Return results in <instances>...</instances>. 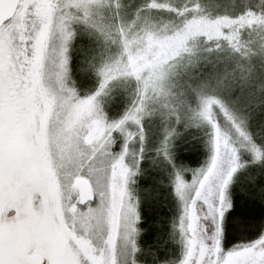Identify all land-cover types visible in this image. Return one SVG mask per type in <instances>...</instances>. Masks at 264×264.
I'll use <instances>...</instances> for the list:
<instances>
[{
	"label": "rangeland",
	"instance_id": "rangeland-1",
	"mask_svg": "<svg viewBox=\"0 0 264 264\" xmlns=\"http://www.w3.org/2000/svg\"><path fill=\"white\" fill-rule=\"evenodd\" d=\"M148 1L22 0L0 31V109L11 111L37 173L15 198L26 196L24 211L46 226L44 240L25 250L28 259L217 264L212 237L218 228L222 237L229 209L217 189L241 166L234 142L245 135H224L218 102L207 99L214 79L200 82L193 70L217 67L210 58L226 54L208 40L245 45L239 59L246 67L228 61L226 82L214 85L232 92V81L242 83L230 94L236 99L248 96L246 83L264 93L257 81L264 76L250 62L254 46H264V0H150L152 9L144 10ZM155 2L163 9H153ZM203 121L213 132L215 185L199 175L178 184V151L195 144ZM81 178L96 195L85 207L75 187ZM0 212L8 222V213L19 215L3 200ZM253 255L261 258L248 250L225 264H255Z\"/></svg>",
	"mask_w": 264,
	"mask_h": 264
},
{
	"label": "trees",
	"instance_id": "trees-1",
	"mask_svg": "<svg viewBox=\"0 0 264 264\" xmlns=\"http://www.w3.org/2000/svg\"><path fill=\"white\" fill-rule=\"evenodd\" d=\"M151 3L152 1L150 0L144 2L142 5L143 9H152L150 6ZM155 3L157 8L153 9H163L164 6L162 3ZM207 45L210 46V48H217L218 50L223 47L226 54L220 55L219 61L216 60L217 56H212L213 58H210L216 62L215 65L217 67L205 64L193 71L198 74L197 76H199L200 82L214 79L212 80L213 82L210 83L212 91L207 93L209 96L207 99H215L218 102L219 106L216 111H221L222 113L217 112L216 118L221 124L219 125L224 126L222 127L225 132L224 135L233 134L237 129L241 130L242 134L245 135V137L241 136V138H238V140L236 139V142H234V144L239 147V158L242 160V162H240L241 166L233 175L228 193L234 205V209L231 210L229 208L225 212L221 223L222 243L224 249L227 251L241 244L257 240L264 232V164L261 166L260 163H264V125L260 127L259 124H264V93H261V89H259L260 85L257 82L251 84L246 83L244 86L246 87L248 96L239 99L231 97L233 95L230 96V94L237 95V93L240 92L239 85L242 83L240 84L239 82L232 81L233 84L231 83V88H234L232 92L215 86L214 84L217 80L226 82L225 78L228 76L230 69L227 65L228 61H231L234 65L239 64L242 68L246 67L247 62H240L239 59V54H241L239 52L243 50L245 45L241 47L230 46L223 40H208ZM249 48L250 46L247 45L244 50ZM263 48V45L262 47L255 45V54L250 56V62L256 65L257 73L261 76H264V66L261 63L262 58L260 56L264 53ZM241 72L244 71L242 70ZM257 81L264 87V77L258 78ZM136 102L137 100L133 102V105H135ZM239 105L244 106L247 113H243L241 110L237 109ZM223 110L225 111L224 113ZM202 123L203 126L199 128V137L198 140L194 142L195 144L192 145L189 143V148L178 151V171L180 170L179 173L186 181H191L195 176H198L212 156V128L204 121ZM245 139L249 141V145L244 141ZM256 151L259 154L257 158ZM256 164H259V166L255 167ZM248 167L250 170L247 172V176V173L243 172ZM255 173L256 175H254ZM246 188L251 189V191H246ZM143 212L145 218V208ZM180 215L181 204L178 199V220Z\"/></svg>",
	"mask_w": 264,
	"mask_h": 264
},
{
	"label": "snow or ice",
	"instance_id": "snow-or-ice-1",
	"mask_svg": "<svg viewBox=\"0 0 264 264\" xmlns=\"http://www.w3.org/2000/svg\"><path fill=\"white\" fill-rule=\"evenodd\" d=\"M22 136L23 133L17 127L11 111L8 108L0 109V200L15 204L19 209V215L16 212L8 213V216L12 218L11 222H8L0 212V264H36L35 261L29 260L25 256V250L29 246L43 241L46 233V226L24 211L27 206L26 196L19 202L15 198L26 187L34 185L37 180L31 149L25 145ZM216 167L217 157L213 155L209 158L208 164L200 171L199 176L208 180L210 185H215L212 177ZM176 180L178 184H183L184 177L177 173ZM232 180L233 177L229 173L217 189L221 204L224 208L231 210L234 209V205L228 193ZM196 182L199 183V179ZM229 200L230 203L227 202ZM214 203L215 201H213ZM209 207L211 208L212 205ZM212 239L219 252L217 264H225L226 257L248 250L253 253L260 252L261 258L256 260L253 255V261L255 264H264V235L252 243L227 251L223 247V238L219 228ZM206 264H210V262H206ZM249 264H252V261H249Z\"/></svg>",
	"mask_w": 264,
	"mask_h": 264
},
{
	"label": "water",
	"instance_id": "water-1",
	"mask_svg": "<svg viewBox=\"0 0 264 264\" xmlns=\"http://www.w3.org/2000/svg\"><path fill=\"white\" fill-rule=\"evenodd\" d=\"M22 0H0V31L16 16ZM78 190V205L85 207L96 201V195L92 184L86 179H78L75 183ZM29 260H33L36 264H44L45 259L40 254L32 255Z\"/></svg>",
	"mask_w": 264,
	"mask_h": 264
}]
</instances>
